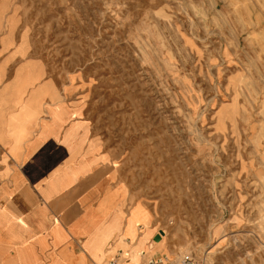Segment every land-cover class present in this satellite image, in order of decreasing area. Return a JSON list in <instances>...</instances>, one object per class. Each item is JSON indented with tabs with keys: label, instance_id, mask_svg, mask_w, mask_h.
<instances>
[{
	"label": "rangeland",
	"instance_id": "1",
	"mask_svg": "<svg viewBox=\"0 0 264 264\" xmlns=\"http://www.w3.org/2000/svg\"><path fill=\"white\" fill-rule=\"evenodd\" d=\"M1 24L85 92L160 255L264 264V0H0Z\"/></svg>",
	"mask_w": 264,
	"mask_h": 264
},
{
	"label": "crops",
	"instance_id": "2",
	"mask_svg": "<svg viewBox=\"0 0 264 264\" xmlns=\"http://www.w3.org/2000/svg\"><path fill=\"white\" fill-rule=\"evenodd\" d=\"M21 43L17 28L0 25V264L160 259L155 232L143 243L149 256L135 257L141 238L128 222L131 193L116 186L85 92L65 84L53 94L50 70L43 63L44 76H36L34 45ZM118 189L117 213H109L103 200Z\"/></svg>",
	"mask_w": 264,
	"mask_h": 264
},
{
	"label": "bare ground",
	"instance_id": "3",
	"mask_svg": "<svg viewBox=\"0 0 264 264\" xmlns=\"http://www.w3.org/2000/svg\"><path fill=\"white\" fill-rule=\"evenodd\" d=\"M21 44H26V42L24 41V39L22 40ZM22 52V51H21ZM76 115H79L78 113ZM73 134V133H72ZM75 137L76 134L74 132ZM86 139L85 138L78 144V147H81L82 144H84ZM88 154H90L91 156L94 154V151L89 152ZM121 190H115L114 192L108 193L102 203V208L105 210H108L109 213L113 212V213H117V209L115 208V206H117L116 201V196ZM123 205V204H121ZM118 208V207H117ZM123 218L125 217V215L123 213H119L116 214V219L118 220L119 218ZM152 220H153V215L149 212V210L146 208V206L143 203H135L132 205V207L129 209L128 211V222L130 224H132V226H135V235L138 234V232H140L139 237L141 238V245L139 247V250L136 251L135 253V257L138 259L141 257L142 254H147L145 252L148 251V256H149V250L146 248V246L143 243H146L154 234V229L152 227ZM162 233L160 234L161 239L165 238V232L161 231ZM157 243V242H154ZM160 242H158L157 244H160ZM167 256V258L169 259H173V256H170L169 254H165ZM126 256V255H125Z\"/></svg>",
	"mask_w": 264,
	"mask_h": 264
},
{
	"label": "built area",
	"instance_id": "4",
	"mask_svg": "<svg viewBox=\"0 0 264 264\" xmlns=\"http://www.w3.org/2000/svg\"><path fill=\"white\" fill-rule=\"evenodd\" d=\"M141 256H144V254ZM110 264H120V262L119 260H116ZM144 264H201V262H198L195 258L187 256L173 259H169L167 256H162L158 260L148 259Z\"/></svg>",
	"mask_w": 264,
	"mask_h": 264
},
{
	"label": "water",
	"instance_id": "5",
	"mask_svg": "<svg viewBox=\"0 0 264 264\" xmlns=\"http://www.w3.org/2000/svg\"><path fill=\"white\" fill-rule=\"evenodd\" d=\"M161 241V237L160 236H158L156 239H155V242H160Z\"/></svg>",
	"mask_w": 264,
	"mask_h": 264
}]
</instances>
